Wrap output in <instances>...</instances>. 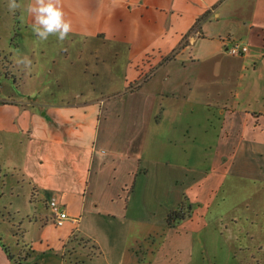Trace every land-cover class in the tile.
Wrapping results in <instances>:
<instances>
[{"label": "crops", "instance_id": "obj_1", "mask_svg": "<svg viewBox=\"0 0 264 264\" xmlns=\"http://www.w3.org/2000/svg\"><path fill=\"white\" fill-rule=\"evenodd\" d=\"M248 1L62 0L72 31L59 47L61 61L55 65V57L32 47L27 67L19 66L18 43L28 30L29 40L38 38L29 14L12 13L24 30L0 35V264H64L63 243L74 232L97 247L86 264H215L202 253L194 259L195 243L206 250L211 234L239 242L238 219L264 218V211L240 208L254 202V193L237 198L241 210L232 215L234 203L211 213L225 201L218 193L228 175L264 189V0ZM231 42L248 51L229 54ZM100 58L109 77L80 86L78 102L63 99L71 83L61 78L71 65L82 76V67H97L92 59ZM54 67L56 82L49 78ZM233 74V90L217 87ZM103 91L109 95H98ZM20 195L25 221L14 207ZM40 196L48 213L31 214ZM51 196L69 216L54 235ZM179 204L189 215L168 225L167 212ZM2 208L20 216L32 252L24 262L1 237ZM85 208L97 215L96 228L78 222ZM105 217L120 225L104 227ZM209 218L218 227L209 230ZM249 225L252 234H264ZM42 254L36 262L33 255Z\"/></svg>", "mask_w": 264, "mask_h": 264}, {"label": "rangeland", "instance_id": "obj_2", "mask_svg": "<svg viewBox=\"0 0 264 264\" xmlns=\"http://www.w3.org/2000/svg\"><path fill=\"white\" fill-rule=\"evenodd\" d=\"M238 3L241 4H246L247 2H249L248 0L246 1H242V0H235ZM0 16H1V25H0V35L6 36L8 35L7 32H19V29H23L22 27V22H17L16 18H12V13L9 12L8 10V0H6V4L2 5L0 2ZM19 26V27H18ZM23 35V34H22ZM24 36L26 39V41H20V43H18V45L20 46V48H18L16 54L18 55V61L20 59H22L23 56H25L26 52H30L31 48L33 47L35 49V51L33 53L38 54V50L39 48L44 50L45 56L47 58H49V56H53L55 57L56 63L55 65H57L59 63V61H61L63 55L60 52V46L61 44L64 43V41L61 43L58 40H55V38L53 36H50L48 38V42H41L39 41V39H34L33 38V42L30 39H32V34L30 33V30H28L26 33H24ZM70 44H72L71 42H69ZM97 47V46H96ZM102 47H98V52H100V50L102 51ZM71 48V47H69ZM77 50V49H75ZM31 53V52H30ZM29 53V54H30ZM33 55V54H32ZM76 55V53L74 52V50H69L68 51V58L74 60V56ZM68 58H63L62 62H66L67 60L69 61ZM2 59V58H1ZM47 60V59H45ZM94 61V63L98 62L99 65L94 66V65H89L88 67L83 66L82 69H84V73L82 76H79L78 70L73 68L75 66L71 65V75H66V76H62L61 78V82H63V84L66 82L71 83V86H66V89L64 92H60V95L63 99H65L67 102H78L80 101L78 98L83 99L84 97H80V92L84 90H78L80 86H84L92 81H94L95 79H97V82H103V80H106V77L109 76H105V73L107 70L105 67H102V65H106V63L100 58L99 61L96 59H92ZM119 60V59H118ZM78 62V64L80 62H83V60L77 59L76 60ZM103 62V63H102ZM117 62V61H116ZM77 64V63H76ZM75 65V63H74ZM121 64H119L120 66ZM19 66H23L25 67V65L20 64ZM54 73H49L50 74V79H52V81L56 82V79L58 78V74L57 71L59 68L54 67ZM104 68V69H103ZM103 70V72H101ZM74 72H76V74H74ZM98 73V74H94ZM93 73V74H92ZM236 74L232 75V79H226L225 80V84L223 85L221 82L218 83L217 87L223 88V86H225L226 90L228 91L229 88H231L233 90V85H234V78H235ZM113 80L117 81L119 79L118 76H112ZM48 80V79H47ZM119 81V80H118ZM50 84L51 81L49 82ZM81 83V84H80ZM213 83V82H212ZM119 85L118 83H114L112 88L115 89L117 88ZM99 91V90H98ZM109 92H97L98 95H103L104 97H106L105 95H109ZM120 93V92H119ZM119 93H115L113 95H119ZM86 95L89 96V92L85 93L84 96ZM83 96V95H82ZM57 98V97H55ZM59 98V96H58ZM4 167H6L5 164H3ZM10 166V164H9ZM8 166V167H9ZM224 186L221 189V192L218 193V196H225V201L221 204V202L218 203H214L212 208H211V213H213L214 209L218 207V205L220 206H224L226 208H229L234 202L235 200H237V198L239 197H246L248 195H251L254 193V196H257V198L254 199V202H245V203H241L239 204L241 207V209L245 208L242 210V212H247L249 210L252 209V212L257 211V213H263L264 211V200H263V204L262 201H259L260 198L264 199V189L263 190H259L257 192H255V187H254V183L251 179L248 178H238L235 177L234 175H228L225 182H224ZM8 190V189H7ZM26 191V189L24 190ZM8 193V192H7ZM34 206L31 204V214L34 213V211L36 212H42V213H48V210L46 209L45 205H44V200L42 198V196H40V198L34 202ZM26 198L22 195H20V197L14 202V207H18V210L20 211L19 215L23 216L24 218V214H25V207H26ZM261 205H263L261 207ZM8 206V205H6ZM236 203H234V207H231V211L230 214L232 215L233 212L236 210H241L240 208H235ZM251 207V208H250ZM261 207V208H260ZM219 208V207H218ZM220 209V208H219ZM254 210V211H253ZM2 213L4 216V224L2 229H1V237L4 241V243H6V245H9L10 249L12 250L13 254H14V259L15 261H26L28 259V257H30V253L31 252V246L26 242L25 239H23V235L21 230H19V220L20 216L18 214H12L11 215V211H6V209L2 208ZM93 216H97L95 213H93V211H89L87 208H85V210L82 212V214L80 213V217L79 218V223L82 224L83 227H86L87 229H93L96 228L97 226H95V224L92 221V217ZM16 217H19V220L16 219ZM24 221L26 220L25 218L23 219ZM106 220V224L104 225V227L106 226H116V225H120V223L118 221L116 222H112L109 221L108 222V218L105 217ZM252 221L255 222L256 227H264V218H262L261 216H259V218H255V219H251ZM250 219H245L244 217H241L240 219H238V225L236 227L241 228L242 230V235L239 236L240 237V243L235 241L234 237L232 234H226L225 238H220L218 239L217 235H209L208 237L210 238L211 242L210 244L207 246L206 250H202L201 246L199 243H195L194 248H193V257L194 259L196 258H201V253L203 254L204 260H206V262H211V263H215V264H235L237 261H242L243 264H264V234H257L254 233L252 234V232L248 231V228L251 226L249 225V221H251ZM50 222V221H49ZM214 221L209 218V224H208V229L212 230L214 227H218L216 225V223H213ZM53 223V222H52ZM118 223V224H117ZM51 224V223H50ZM226 224L227 225H231V220H229L228 218H226ZM64 226V227H63ZM63 226H56L54 223L51 224L48 228H49V232L51 235H54L56 232H59V228H66L65 224ZM67 226V225H66ZM100 226V224H99ZM231 228H233L232 226H230ZM261 227V228H262ZM207 230V229H206ZM208 232V231H206ZM248 234H245V233ZM250 232V233H249ZM74 233L71 234V236H73ZM257 234V235H256ZM63 243V248H62V253H63V257H65V259H67L65 261L64 264H86L89 261V256L88 254H91V248H88L87 244H77L76 241L70 240V237ZM254 237V242L252 241L251 237ZM202 237V235H198L197 238L200 240ZM30 238H27V241L29 242ZM131 240V239H130ZM35 241V240H34ZM19 243L16 246V243ZM35 243V242H34ZM39 242H37L36 240V244H38ZM42 243L45 245V241L43 240ZM241 245L238 247V245ZM20 248L19 251L18 248ZM241 247V249H239ZM263 248V249H262ZM94 252V251H93ZM87 254V255H86ZM34 258L36 259V262H40V257L44 256L43 254L40 255L39 257H36L35 255H33ZM32 259V258H31ZM30 259V260H31ZM39 260V261H38ZM198 260V259H196ZM29 261V260H28ZM80 261H82V263H80ZM235 262V263H234Z\"/></svg>", "mask_w": 264, "mask_h": 264}, {"label": "clouds", "instance_id": "obj_3", "mask_svg": "<svg viewBox=\"0 0 264 264\" xmlns=\"http://www.w3.org/2000/svg\"><path fill=\"white\" fill-rule=\"evenodd\" d=\"M9 12L17 10L26 12L32 17L31 30L39 41H47L50 36H55L59 42L68 38L72 31V24L65 18L62 0H29L27 4L18 0H8ZM18 63L29 66L32 61L28 56H23Z\"/></svg>", "mask_w": 264, "mask_h": 264}, {"label": "built area", "instance_id": "obj_4", "mask_svg": "<svg viewBox=\"0 0 264 264\" xmlns=\"http://www.w3.org/2000/svg\"><path fill=\"white\" fill-rule=\"evenodd\" d=\"M227 51L232 55H241L248 51V46L239 42H231ZM47 205L51 212L52 222L56 226H62L69 217L66 210L52 196L47 200Z\"/></svg>", "mask_w": 264, "mask_h": 264}, {"label": "trees", "instance_id": "obj_5", "mask_svg": "<svg viewBox=\"0 0 264 264\" xmlns=\"http://www.w3.org/2000/svg\"><path fill=\"white\" fill-rule=\"evenodd\" d=\"M130 88L135 89L136 86L130 87ZM188 215H189V208H186L184 204H179L177 208L171 209L167 212V224L172 225L174 221L183 219ZM70 240L76 241L77 244H81V243L87 244L88 248H91V250L92 248L93 249L97 248L96 245L91 240H89L88 238L80 237L77 235V233L73 234V236L70 237ZM5 250H7V253H8V249L6 247H5ZM9 258H11L10 254H9ZM80 263H82V261H80Z\"/></svg>", "mask_w": 264, "mask_h": 264}]
</instances>
